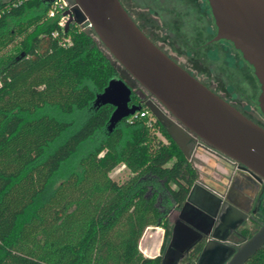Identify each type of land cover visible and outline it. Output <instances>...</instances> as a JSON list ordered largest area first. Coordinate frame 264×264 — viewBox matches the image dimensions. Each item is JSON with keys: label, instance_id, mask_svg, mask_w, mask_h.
<instances>
[{"label": "trees", "instance_id": "trees-1", "mask_svg": "<svg viewBox=\"0 0 264 264\" xmlns=\"http://www.w3.org/2000/svg\"><path fill=\"white\" fill-rule=\"evenodd\" d=\"M51 1L0 0V264H161L172 225L158 188L181 207L198 169L150 113L109 129L114 105L94 101L118 68ZM132 102L151 111L135 90ZM120 164L124 182L111 176ZM156 224L164 243L147 257L140 241ZM245 264H264V247Z\"/></svg>", "mask_w": 264, "mask_h": 264}, {"label": "water", "instance_id": "water-1", "mask_svg": "<svg viewBox=\"0 0 264 264\" xmlns=\"http://www.w3.org/2000/svg\"><path fill=\"white\" fill-rule=\"evenodd\" d=\"M208 1L217 25L216 39L231 41L253 65L264 113V0ZM65 14L69 15L66 27L72 21L90 23L114 57L158 100L160 104L153 99L146 104L188 158L193 152L192 132L234 159L241 175L264 180V126L159 47L121 0H74ZM133 92L132 85L119 75L97 93L95 105H114L110 130L142 108L141 103L132 102ZM243 194L242 186L223 196L196 181L174 222L161 264L186 260L198 242L203 248L195 264H245L264 247V223L240 245L229 244V237L249 214L233 198Z\"/></svg>", "mask_w": 264, "mask_h": 264}, {"label": "flooded vegetation", "instance_id": "flooded-vegetation-1", "mask_svg": "<svg viewBox=\"0 0 264 264\" xmlns=\"http://www.w3.org/2000/svg\"><path fill=\"white\" fill-rule=\"evenodd\" d=\"M121 1L141 29L159 47L183 66L184 64L171 55L168 49L179 51L187 57V52L193 53L195 51H205L207 56L208 52L215 49L217 43L221 41H228L234 46L228 39H216L217 25L208 0H131L129 3L131 5L130 7L123 0ZM131 7H135L138 10L140 18L132 11ZM141 7L144 9H141ZM150 14L154 15L155 18H152ZM157 19H160L161 22L159 23L158 21L160 20ZM163 29L164 33H161L160 31H163ZM247 64L252 68V80H249V83L245 84V91L236 90L237 96L233 97L235 98L234 100L226 95H222L211 87L206 80L198 77L190 69L184 67L211 89L239 108L248 117L264 126V113L258 101L261 85L258 78L254 76V68L250 63L247 62ZM138 94L141 100L156 99L146 90H139ZM191 139L194 142L193 148H203L204 151L209 152L211 155L208 156L207 164L197 165L199 167L197 168L198 174H206L209 178L206 179L202 175L201 177L199 175L197 181H200L212 191L223 196L228 194L233 188L243 187V196L240 199L237 196H233V198L245 209H248L249 214L238 231L229 237V244L238 246L247 237L242 232L247 226L252 230H257L264 223V180L260 181L256 178L250 179L249 177L247 178L241 175L237 171V163L234 159L195 133L191 132ZM219 163L222 164L225 171L218 168ZM167 202L168 200L166 199L165 203ZM166 207L167 215L173 218V222L171 223L173 229L174 222L179 218L182 206L173 208L166 205ZM199 243L201 242L197 244ZM187 263L186 258L182 264Z\"/></svg>", "mask_w": 264, "mask_h": 264}, {"label": "rangeland", "instance_id": "rangeland-1", "mask_svg": "<svg viewBox=\"0 0 264 264\" xmlns=\"http://www.w3.org/2000/svg\"><path fill=\"white\" fill-rule=\"evenodd\" d=\"M123 1L126 3L127 6H131L129 4L131 0ZM67 2L71 4L74 2V0H67ZM142 7L141 9H144ZM131 8L132 11L136 13L138 18H140L138 10L135 7ZM151 17L155 18L154 15H151ZM158 22L160 23L161 20ZM87 28L90 29L92 27L87 26ZM160 32L164 33V29ZM19 38L16 39L15 42L19 40ZM99 41L101 47L108 53V55L111 57V59L117 66L119 75L122 76L129 84L132 85L136 93L138 94L139 90H146L139 83V81L136 80V78L114 57V55L109 51V49L104 45V43L100 39ZM14 43H11L9 44V46L4 47L3 50H6L7 48L11 47ZM168 51L176 59L180 60V62H182V64H184L186 68L190 69L192 73L206 80L211 87H213L222 95L230 97V99H235L233 97L237 96L236 90L245 91V84L249 83V80H252V68L244 60L242 54L228 41H221L217 43L216 48L210 50L207 56L205 54V51H195L193 53L187 52V57H185L183 54H181V52L176 50L168 49ZM155 101L159 103L157 99H155ZM74 117L76 118L77 115H74ZM208 156H211L210 153L204 151L203 148H193L192 159L196 166L207 164L206 162ZM197 168L199 167L197 166ZM131 175L132 172L128 167L125 166V164L118 165L111 172L112 178L118 182H124ZM202 176L206 179L209 178L206 174H203ZM158 189L164 194H168V192L166 190L164 191L162 187H159ZM246 228L252 231V233L256 231V229L252 230L248 226Z\"/></svg>", "mask_w": 264, "mask_h": 264}, {"label": "crops", "instance_id": "crops-1", "mask_svg": "<svg viewBox=\"0 0 264 264\" xmlns=\"http://www.w3.org/2000/svg\"><path fill=\"white\" fill-rule=\"evenodd\" d=\"M218 168L220 170H222V171H225V168L220 163L218 165ZM162 197L164 199L168 200V202L165 204V206L169 205V207L177 208L171 202L169 193L168 194H164L162 192ZM166 209H167V207H165L164 211H166ZM165 214H167V213H165ZM168 217L170 218V222L172 223L173 222V218L170 217V216H168ZM164 239H165V228L163 227V225L162 224L151 225V226L147 227V229L145 230V232H144V234H143V236L141 238L140 249L144 253L145 256H147V257H156V256L161 254V250H162V246H163V243H164ZM182 263H183V261L180 262L179 264H182Z\"/></svg>", "mask_w": 264, "mask_h": 264}, {"label": "built area", "instance_id": "built-area-1", "mask_svg": "<svg viewBox=\"0 0 264 264\" xmlns=\"http://www.w3.org/2000/svg\"><path fill=\"white\" fill-rule=\"evenodd\" d=\"M52 2V9H51V14H53L55 11H57V10H63V14H62V16H61V19H60V24L62 25V26H64V25H66V22H67V20H68V18H69V15L68 14H65V11L67 10V9H69L73 4H74V2L73 3H71V4H69L68 2H67V0H52L51 1ZM84 25H86V26H91L90 25V23H85ZM92 27V26H91ZM55 33V32H54ZM141 114V115H143V116H145V115H147L148 113H150V115H151V119H155L156 118V116L151 112V111H148V110H138L135 114H133V115H137V114ZM133 115H131V116H133Z\"/></svg>", "mask_w": 264, "mask_h": 264}]
</instances>
